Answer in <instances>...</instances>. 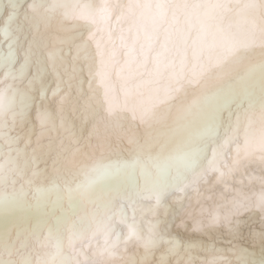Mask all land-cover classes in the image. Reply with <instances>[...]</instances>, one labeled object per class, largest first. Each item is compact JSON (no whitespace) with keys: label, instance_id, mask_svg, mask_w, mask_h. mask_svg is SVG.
Wrapping results in <instances>:
<instances>
[{"label":"snow or ice","instance_id":"6c2138e0","mask_svg":"<svg viewBox=\"0 0 264 264\" xmlns=\"http://www.w3.org/2000/svg\"><path fill=\"white\" fill-rule=\"evenodd\" d=\"M0 264H264V0H0Z\"/></svg>","mask_w":264,"mask_h":264}]
</instances>
